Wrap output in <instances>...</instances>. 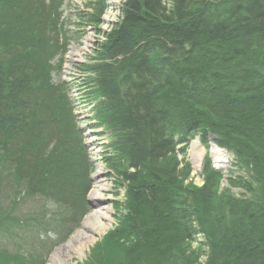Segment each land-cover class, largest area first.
Segmentation results:
<instances>
[{
  "label": "trees",
  "instance_id": "16d2710c",
  "mask_svg": "<svg viewBox=\"0 0 264 264\" xmlns=\"http://www.w3.org/2000/svg\"><path fill=\"white\" fill-rule=\"evenodd\" d=\"M62 4L0 0V165L74 229L88 211L92 164L69 87L52 80L67 46ZM87 6L79 17L99 24L105 0ZM115 9L94 62L79 66L95 126L111 138L103 161L126 189L105 237L113 254L97 264H264V0H123ZM195 135L213 136L246 170L228 178L239 196L218 189L209 163L201 187L184 184L191 169L177 154Z\"/></svg>",
  "mask_w": 264,
  "mask_h": 264
},
{
  "label": "rangeland",
  "instance_id": "374dc122",
  "mask_svg": "<svg viewBox=\"0 0 264 264\" xmlns=\"http://www.w3.org/2000/svg\"><path fill=\"white\" fill-rule=\"evenodd\" d=\"M122 1L105 0L108 7L100 17L101 22L97 25L79 17V14L91 11V8L87 6L88 0H63L60 8L62 20L67 29V46L62 58L61 70L52 74V80L54 82L62 80L69 87L73 111L76 114L77 124L92 164L89 174L90 188L86 195L88 211L76 228L64 227L57 222L61 212L56 205L40 197L24 195L22 183L17 182L8 174L6 168L0 165V264H48L53 252L64 246L72 236L80 231L84 219L96 209V203L90 195L93 188V174L97 170L101 172L102 184L106 186V189L101 192L103 197L101 205L109 208V215L112 218L111 225L100 236H93V242L84 250L81 257L66 256L61 264H97L104 260L102 258L104 253L113 254L114 246L105 237L118 226L119 215L124 209L126 189L121 179L115 176L103 161L105 146L111 138L103 127L95 126L96 120L92 112L93 100L87 97L84 93L85 88L81 85L82 79L88 75V72H83L79 66L83 63L94 62V47L97 41L103 39L101 31L107 30L109 24L117 20L118 12L115 7ZM75 32L78 34L76 35ZM72 53H74L73 56ZM193 140H197L204 149L199 168L194 167L189 153ZM212 142L214 143V140L211 141L209 137L203 143L200 137L195 135L190 138L184 152L177 154L178 159L187 162L191 169L184 184H190L196 188L201 187L204 183L203 165L209 163L210 167L221 173L218 189L229 188L231 193L239 196L242 190L231 186L228 178H247V172L236 164V159L231 152L216 143L214 144L223 150L229 166L225 169L215 166L209 153ZM98 244L100 246H97ZM2 253L10 258L12 254L29 255L31 260L24 263L18 258L8 259L2 256ZM133 256V254L130 255L132 258ZM199 260L203 259L199 258Z\"/></svg>",
  "mask_w": 264,
  "mask_h": 264
},
{
  "label": "bare ground",
  "instance_id": "6f19581e",
  "mask_svg": "<svg viewBox=\"0 0 264 264\" xmlns=\"http://www.w3.org/2000/svg\"><path fill=\"white\" fill-rule=\"evenodd\" d=\"M71 55L73 56L74 53ZM203 151L204 149L197 140L191 141L189 153L195 168H199L201 164ZM209 153L214 160L215 166L219 169H225L229 166L223 150L216 145L211 144ZM100 176L101 172L98 170L93 174V188L90 195L91 199L96 203V209L84 219L82 229L72 236L64 246L53 252L48 264H61L64 257L69 255L81 257L84 250L93 242V236H100L111 225L110 210L108 207L101 205V200H103L101 192L106 189V186L102 184Z\"/></svg>",
  "mask_w": 264,
  "mask_h": 264
},
{
  "label": "water",
  "instance_id": "95a60500",
  "mask_svg": "<svg viewBox=\"0 0 264 264\" xmlns=\"http://www.w3.org/2000/svg\"><path fill=\"white\" fill-rule=\"evenodd\" d=\"M210 138H211V141H213V136H211ZM212 144H214V143L212 142ZM214 145H215V144H214Z\"/></svg>",
  "mask_w": 264,
  "mask_h": 264
}]
</instances>
